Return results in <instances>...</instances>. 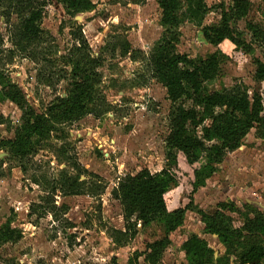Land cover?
Here are the masks:
<instances>
[{"label":"rangeland","instance_id":"374dc122","mask_svg":"<svg viewBox=\"0 0 264 264\" xmlns=\"http://www.w3.org/2000/svg\"><path fill=\"white\" fill-rule=\"evenodd\" d=\"M248 1L246 16L231 23L236 38L247 48H237L230 41L214 47L203 38V28L220 24L232 0H205L208 14L202 25L182 24L177 43L178 52L192 58L223 55L220 73L209 84L211 91L239 87L251 101L255 94L262 99V122L195 195L200 209L224 215L238 229L250 217H259L245 206L248 200L264 206V84L254 80V60L264 63V45L250 30L252 25L264 30V0ZM46 2L41 29L48 41L50 37L57 57L67 55L82 34L92 55L102 58L97 69L100 81L94 85L97 100L90 107L96 111L71 123L53 120L55 127L45 140L30 154H23L7 144L15 140L21 111L0 99V229L9 225L22 232L17 243L0 245V264H187L182 247L188 234L202 226L196 213L188 212L183 225L169 235L159 221L139 224L136 236L124 247L108 233L109 229L124 231L122 207L112 194L120 179L143 168L155 173L165 165L173 104L166 89L152 77L148 62L163 34L159 0H91L93 9L74 17L57 0ZM17 23L15 16L7 22L0 10V69L38 115H47L57 98L67 97L75 80L71 75L56 77L53 88L39 83L37 73L42 65L28 57L34 46L23 44L21 52L8 54L13 47L9 34ZM178 105L194 108L187 100ZM75 162L97 175L107 190L100 200L57 194L54 201L61 209L51 212L46 191L63 173L74 176ZM177 194L182 199L181 189ZM224 202H231V207L219 208ZM165 239L168 246L156 260L152 246ZM205 239L211 244L215 237Z\"/></svg>","mask_w":264,"mask_h":264},{"label":"trees","instance_id":"16d2710c","mask_svg":"<svg viewBox=\"0 0 264 264\" xmlns=\"http://www.w3.org/2000/svg\"><path fill=\"white\" fill-rule=\"evenodd\" d=\"M57 2L71 17L93 9L91 0ZM158 5L162 12L163 34L153 47L148 62L152 77L166 89L173 104L169 114L170 132L165 140V165L155 173L143 168L120 179L112 194L122 207L124 231L109 229L108 233L114 243L124 247L136 236L139 224L146 226L159 221L166 225L165 231L169 235L180 228L187 213L192 212L199 216L202 226L199 231L188 234L182 247L187 264H264L263 211L245 203L259 217L247 219L245 225L238 229L232 227L231 220L225 219L224 215L207 214L195 203V195L206 186L217 166L237 151L255 125L262 122L261 96L255 94L251 101L243 88L209 89V84L220 73L223 60L220 52L205 59L178 52L180 26L184 23L202 25L208 14L205 0H159ZM47 6L46 0H0V10L7 22L14 16L18 21L11 28L9 36L13 47L7 53L21 52L23 44L34 46L28 57L42 65L37 73L38 82L49 84L50 88L54 87L56 77L71 75L75 80L66 98H57L47 115H38L10 76L0 69V99L9 101L21 111L15 140L7 144L23 154H30L34 146L45 140L55 127L53 120L71 123L96 111L90 107L97 100L94 85L100 81L97 69L102 65V58L92 55L82 34L67 55L57 57L58 52L52 47L50 37L48 41L41 29ZM249 8L248 0H232L230 11H223L220 24L203 28L204 40L214 47L230 41L237 48H247L236 38L231 23L246 16ZM250 30L253 38L264 45V30L258 25H252ZM254 64V80L264 84V63L255 59ZM182 100L192 102L194 108L178 105ZM72 166L74 176L63 173L61 179L55 180L46 191V200L48 203L51 201V212L61 209L54 201L57 194L100 200L107 190V184L97 175L89 173L79 163ZM178 189L182 190V199L177 194ZM218 207L229 209L231 202L221 203ZM200 235L216 236L226 248L223 256L215 258V250ZM21 238L22 232L9 225L0 229L1 246L15 244ZM167 242L165 239L152 246L157 252L153 256L156 260L161 258Z\"/></svg>","mask_w":264,"mask_h":264},{"label":"crops","instance_id":"0c3cea01","mask_svg":"<svg viewBox=\"0 0 264 264\" xmlns=\"http://www.w3.org/2000/svg\"><path fill=\"white\" fill-rule=\"evenodd\" d=\"M196 203V202H195ZM246 204H249V203H246ZM197 205V203H196ZM198 206V205H197ZM200 208V207H199ZM202 210V209H201ZM261 210V209H260ZM205 212V211H204ZM250 219H253L252 217H250ZM196 231H199V230H196ZM201 236V235H200ZM215 236H213L214 238ZM203 239H205V236L202 237ZM206 240V239H205ZM259 240V239H258ZM209 243V242H208ZM260 244V241L258 242V245ZM210 247L212 249L215 250V254H214V257L217 258L218 256H223V254L226 252V248L225 246H223L222 244L219 243V240L218 238L216 237L214 242L213 243H209ZM241 252V250H239ZM184 257H185V254H184ZM234 260V257L231 258V261Z\"/></svg>","mask_w":264,"mask_h":264},{"label":"water","instance_id":"95a60500","mask_svg":"<svg viewBox=\"0 0 264 264\" xmlns=\"http://www.w3.org/2000/svg\"><path fill=\"white\" fill-rule=\"evenodd\" d=\"M247 203L258 207L259 209H264V206L262 204H260V203L249 201V200L247 201ZM215 238H216V236H215Z\"/></svg>","mask_w":264,"mask_h":264}]
</instances>
